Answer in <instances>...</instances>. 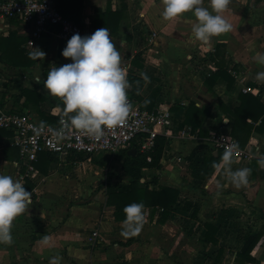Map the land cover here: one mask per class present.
Instances as JSON below:
<instances>
[{
    "label": "crops",
    "instance_id": "obj_1",
    "mask_svg": "<svg viewBox=\"0 0 264 264\" xmlns=\"http://www.w3.org/2000/svg\"><path fill=\"white\" fill-rule=\"evenodd\" d=\"M203 3L208 6V0ZM62 4L66 11L60 12L88 31L109 29L127 76L129 72L147 74L144 99L132 96L137 105L149 111L158 106L171 111L168 133L159 134L168 139L160 169L143 168L141 182L156 176L157 183L150 184L152 189L172 186L179 189L180 195L170 205L167 217H163L162 207H145L142 230L125 237L121 234L124 219H119L115 207L108 204L107 189L93 198H76L84 194L77 185L80 175L85 177L89 174L86 166L91 168L87 156L81 165L67 171L64 161L73 156L48 155L54 160L47 165L40 158L41 152L31 168V163L21 158L20 149L11 143L7 130H0V173L21 179L26 189L33 191L32 204L13 222L12 243H0V264H49V257L57 254L60 264H264V232L252 251L256 262L237 261L247 237L264 227V168L257 165L247 185L239 188L226 176L221 162L205 179L194 177L191 169L192 164L201 166L209 152L215 156L224 152L212 139L220 132L235 138L244 151L243 155L234 154L233 170L250 168L254 158L264 155L262 119L254 121L247 116L238 123L239 133L234 135L231 115L241 107L242 95L251 94L264 104V82L255 76L264 68L253 59L255 52H264V0H229L222 15L234 27L214 36L210 44L192 35L195 17L191 12L165 20L160 14V0H62ZM2 25L0 41L14 33L25 39L20 47L25 53L33 51L34 46L46 55L27 67L11 62L0 49V106L30 113L42 121L45 118L37 111L36 103L25 105L23 96L25 88L35 89L45 97L37 102L38 108L46 115L61 117L63 102L43 86L52 65L71 62L62 55L67 42L59 37V27L50 25L44 36L30 43L26 27L18 20ZM219 44L224 45L220 50ZM221 67L225 73L214 78ZM229 77L234 78L231 86ZM245 86L252 90L245 91ZM154 92L157 96L152 107L143 108L144 100ZM190 106L195 114L192 122L201 121L194 128L191 123L183 125ZM246 110L256 113L261 109L248 98ZM132 147L136 146L131 144L122 150ZM119 158L123 164V158ZM122 164L120 177L129 182ZM41 166L48 172L44 173ZM28 179L32 186L27 184ZM206 223L219 228L216 243L206 237ZM44 235L50 237L48 242L43 241Z\"/></svg>",
    "mask_w": 264,
    "mask_h": 264
},
{
    "label": "clouds",
    "instance_id": "obj_2",
    "mask_svg": "<svg viewBox=\"0 0 264 264\" xmlns=\"http://www.w3.org/2000/svg\"><path fill=\"white\" fill-rule=\"evenodd\" d=\"M160 3L163 4L160 14L165 20L176 19L191 12L195 17L191 22V33L204 44H210L214 36L229 32L234 27L222 15L229 0H208V6L204 5L203 0H160ZM33 49L28 53L30 57H45L46 53L41 48L33 46ZM62 55L71 58V62L60 66L52 65L43 80L47 92L63 101V115L59 120L61 127L49 128L56 138H66L72 129H76L100 139L106 130L125 125L133 110L128 97L131 83L127 79L126 69L121 65V52L109 29L97 28L91 34L83 36L74 33L63 48ZM253 59L264 68V52H255ZM141 76L145 82L148 81L146 73H141ZM255 76L257 81L264 82V70L258 71ZM45 124L42 120L39 126L43 128ZM237 148L236 143L228 145L220 162L225 166L224 172L231 183L239 188L247 185L252 169L231 168ZM257 163L264 168V155L258 158ZM213 167L218 168L220 164L214 161ZM32 197L33 191L26 189L21 179L0 173V243H12L13 222L32 204ZM144 209L142 201L124 206L126 216L121 222L123 236H133L142 230ZM42 239L48 242L50 237L44 235ZM60 261L58 254L49 257V264H60Z\"/></svg>",
    "mask_w": 264,
    "mask_h": 264
},
{
    "label": "built area",
    "instance_id": "obj_3",
    "mask_svg": "<svg viewBox=\"0 0 264 264\" xmlns=\"http://www.w3.org/2000/svg\"><path fill=\"white\" fill-rule=\"evenodd\" d=\"M12 19L18 20L26 27L24 31L28 33L30 43L44 36L50 25L59 27V37L66 42L74 33H80L82 36L92 33L65 17L58 9L56 0H0V26ZM244 90L251 91L252 88L245 86ZM128 97L133 110L127 123L106 130L100 139L76 129H72L66 138L57 139L49 128L59 129L61 127L59 121L46 122L41 128L40 120L30 113L10 111L1 106L0 130L12 132L11 143L20 149L21 158L29 161L31 168L32 162L38 159L41 152L71 157H77L81 153L84 156L102 153L117 155L134 142L139 144L141 151L150 150L155 145V139L160 131L168 133L167 128L172 124V113L167 107L162 106L152 111L142 109L129 92ZM182 135L186 133L183 132ZM212 139L223 149L232 143L237 144L236 139L227 133L220 132L213 135ZM234 154L243 155L244 151L238 146ZM97 234L95 231L94 235Z\"/></svg>",
    "mask_w": 264,
    "mask_h": 264
},
{
    "label": "trees",
    "instance_id": "obj_4",
    "mask_svg": "<svg viewBox=\"0 0 264 264\" xmlns=\"http://www.w3.org/2000/svg\"><path fill=\"white\" fill-rule=\"evenodd\" d=\"M57 6L61 12L63 11L65 13L66 9L62 4V0H57ZM24 40L25 39H20L19 36H16V34L10 33L8 37L1 38L0 49L3 52V56L9 58L11 62L15 63L16 65L21 63L29 67L32 66L37 59L30 57L27 52L25 53V50H23V48H20ZM223 46L224 45L219 44L218 46L219 50ZM3 56L1 57L3 58ZM219 70L220 71L216 72L213 75L214 78H218L219 76H221V74L225 73L222 67ZM127 79L131 83L130 92L132 96L142 101L144 99L142 92L146 83L143 77L135 74L134 72H129ZM233 81L234 78L229 77L228 86H231L233 84ZM23 96H25V105L29 106L30 104L36 103L35 106L37 107V111L45 118L43 121L57 123L60 120V117L46 115V113H43L38 108L37 102L44 100L45 97L39 94L37 90L25 88L23 91ZM156 96H157V92L151 94L146 100H144L145 103L142 105V107L151 108L152 102L154 101ZM248 98L249 99L251 98L253 101H255L256 104H258L259 109H261L258 110L259 112L251 113L248 110H246ZM187 114H188L187 120L184 121L183 125L185 123H191L194 128L200 124L201 121L197 123L192 122V119L195 114L192 112L191 106L189 107ZM231 115H233L232 118L234 120L232 132L234 135H237L239 133L238 130L240 129L238 123H240V121H244L247 116L252 117L254 121L258 119H262V122H264V104L261 103V101L257 100L255 97H253L251 94L242 95L241 107H239L234 112H232ZM7 132L10 136H12L11 131L7 130ZM167 143H168V139L166 136L158 135L155 139V145L150 150L141 151L139 148V144L137 142H134L133 144L137 147V151L134 155L128 154V149L121 150L118 153V155L123 158L122 169L124 171L123 174L124 178H128L129 182L123 181L116 183L113 182L112 177L111 178L108 177L106 184H108L107 185L108 204L113 205L115 207V212L119 219H125L126 214L123 211L125 205L130 204L132 202H141V201L145 204V207L152 206L154 208L156 207L164 208L163 217H167L170 214V209H169L170 205L175 204L177 202L178 197L180 195L179 189L172 186H160L159 189H152L150 187V184L157 183L156 176H154V178L150 181L146 180L145 182H141V178L143 177V171H142L143 168L148 167V168L160 169L161 158L163 156V152ZM48 155H50V157L58 156L49 152H43L40 158L41 160L42 159L46 160L47 165L51 164L54 160L53 158L47 157ZM221 155L222 154L215 156L213 153L209 152L204 157L201 166L192 164L191 169L193 176L198 179H205L208 175L213 174L217 168V167H213V162L215 161L217 163H220ZM78 156L83 158L89 157V155L86 157L82 153ZM257 160L258 158L253 159L250 165L251 169L256 168V166L258 165ZM95 162L98 164L100 163L98 161ZM41 170L44 173L48 172L47 167L41 166ZM112 176L114 177V175ZM27 184L32 186L31 181L29 179L27 180ZM206 228H207L206 237L208 239L213 240V242L216 243L217 239L215 238V235L219 228L213 225L212 223H206ZM263 232H264V227L256 235H250L249 237H247L243 247L238 252L237 261L239 263L256 262V258L252 255V251L254 250V248L260 241L261 237L263 236Z\"/></svg>",
    "mask_w": 264,
    "mask_h": 264
},
{
    "label": "rangeland",
    "instance_id": "obj_5",
    "mask_svg": "<svg viewBox=\"0 0 264 264\" xmlns=\"http://www.w3.org/2000/svg\"><path fill=\"white\" fill-rule=\"evenodd\" d=\"M87 159H90L89 161L91 168H88L86 166L85 170H87L89 174L85 175V177H83L84 175L81 176L82 174L80 175V179L78 180L80 184L78 183L77 185L79 188H82V192L84 194H80L81 196H77V200L93 198L98 193L105 191L108 185L106 184L108 177H112L113 182H123V180L121 179L122 177H120L119 174V172H121L122 161L120 160L118 154L105 156L94 154ZM83 160L84 158L80 156H74L72 157V159L66 158V160L64 161L67 166L66 170L72 171V167L81 165V161ZM95 161H98L100 163L98 164ZM91 174L95 175L96 177L93 178ZM112 175H114V177ZM74 180H76L75 175ZM87 191H90V194H88Z\"/></svg>",
    "mask_w": 264,
    "mask_h": 264
},
{
    "label": "water",
    "instance_id": "obj_6",
    "mask_svg": "<svg viewBox=\"0 0 264 264\" xmlns=\"http://www.w3.org/2000/svg\"><path fill=\"white\" fill-rule=\"evenodd\" d=\"M69 115H71V114H69ZM136 151H137V148L136 147H132L131 149L128 150V154L134 155L136 153Z\"/></svg>",
    "mask_w": 264,
    "mask_h": 264
}]
</instances>
